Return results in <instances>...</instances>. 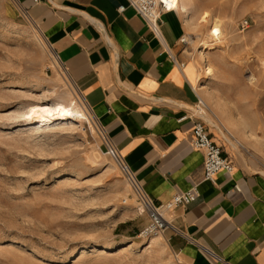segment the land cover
Wrapping results in <instances>:
<instances>
[{"label": "rangeland", "instance_id": "374dc122", "mask_svg": "<svg viewBox=\"0 0 264 264\" xmlns=\"http://www.w3.org/2000/svg\"><path fill=\"white\" fill-rule=\"evenodd\" d=\"M184 6L185 49L200 70L206 120L226 142L264 157V0ZM215 20L219 41L209 37ZM205 44L214 48L206 53L209 80L198 58ZM66 94L88 119H27L30 108L53 106ZM105 139L38 26L17 0H0V264H189L165 234L141 237L148 215Z\"/></svg>", "mask_w": 264, "mask_h": 264}, {"label": "crops", "instance_id": "0c3cea01", "mask_svg": "<svg viewBox=\"0 0 264 264\" xmlns=\"http://www.w3.org/2000/svg\"><path fill=\"white\" fill-rule=\"evenodd\" d=\"M17 1L147 194L164 204L199 187L196 203L169 215L172 249L189 264H264V157L206 120L185 11L165 13L155 33L129 0ZM198 117L234 163L214 181L192 146Z\"/></svg>", "mask_w": 264, "mask_h": 264}, {"label": "built area", "instance_id": "2783aa9c", "mask_svg": "<svg viewBox=\"0 0 264 264\" xmlns=\"http://www.w3.org/2000/svg\"><path fill=\"white\" fill-rule=\"evenodd\" d=\"M129 3L155 33L160 28L163 15L176 10L179 4L174 0H129ZM125 9V7H121L120 12H124ZM241 26L243 29H247L249 21H243ZM184 42L186 41L184 40ZM105 141L108 155L113 159L120 171L132 182L135 194L142 207L141 209L144 210L143 213L148 215L149 222L142 230L141 237L148 239L158 235L163 236L168 230H174L175 227L169 220L170 213L179 207H187L196 203L200 197L199 187L195 186L188 191L178 192L169 202L157 204L138 182L118 148L107 136ZM192 146L197 150L203 151L205 155L206 181H214L219 174H230L234 171V163L225 156L223 146L212 138L208 125L202 117H198L195 122ZM235 189L241 192L239 187ZM209 254L216 260H221L218 256L212 253Z\"/></svg>", "mask_w": 264, "mask_h": 264}, {"label": "bare ground", "instance_id": "6f19581e", "mask_svg": "<svg viewBox=\"0 0 264 264\" xmlns=\"http://www.w3.org/2000/svg\"><path fill=\"white\" fill-rule=\"evenodd\" d=\"M175 2H178V7L180 6L182 10L185 11V6L184 3L187 0H174ZM208 16H205L203 18V22H207ZM223 36L222 33V28L220 26V22L215 20L212 22V28L209 31V37L214 39L215 41H219ZM186 41V39H185ZM205 49L203 52L199 53L198 58L199 61L205 65V68L203 70V78L205 80H209L214 76V70L213 68L208 65L207 59H206V53L207 51L213 50L214 48L210 45L205 44L204 45ZM200 91L202 90V87L199 89ZM72 93V92H71ZM68 97L63 98L62 101L59 103L54 104L53 106H34L30 108L29 112L27 113V119L30 121L32 120H39L38 122H45V123H50L53 119L57 120H67L70 118H74L80 122H83V119H88L86 109L81 107L78 103V100L74 95L71 94H66ZM231 133L230 131H228ZM244 136L247 138V141L249 140L250 142L253 141L252 137L247 131H244ZM245 141V140H244ZM238 142V141H237ZM142 213L144 212L143 209H141ZM158 239H153L152 243L157 242ZM118 245H108V248H114L117 247ZM73 254L72 256H75Z\"/></svg>", "mask_w": 264, "mask_h": 264}]
</instances>
